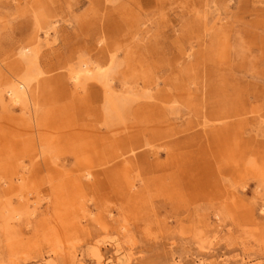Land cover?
<instances>
[{
    "label": "rangeland",
    "instance_id": "rangeland-1",
    "mask_svg": "<svg viewBox=\"0 0 264 264\" xmlns=\"http://www.w3.org/2000/svg\"><path fill=\"white\" fill-rule=\"evenodd\" d=\"M205 1L0 0V87L26 66L24 46L35 55L36 73L33 106L0 104V184L28 172L32 208L13 235L4 218L18 200L0 191V264H264V166L257 152L264 135L255 112L264 107V28L256 26L262 18L250 11L253 0ZM102 24L122 67L140 85L148 81L147 93L181 92L175 113L166 103L162 117L132 111L126 126L107 127L88 96L75 99L61 75L78 54H96ZM219 104L226 111L221 121L235 128L218 150L204 130L215 126ZM126 132L148 139L151 146L137 152L152 145L159 151L150 177L158 183L141 187L134 169L128 181L135 186L127 190L119 169L101 171L125 156L116 147ZM39 137L46 142L42 155ZM248 137L252 152L244 147ZM210 148L219 157L209 181L192 186L184 164L209 161ZM85 169L98 174L83 178ZM74 177L85 183L82 191ZM70 212L79 219L76 229L67 222Z\"/></svg>",
    "mask_w": 264,
    "mask_h": 264
},
{
    "label": "bare ground",
    "instance_id": "bare-ground-1",
    "mask_svg": "<svg viewBox=\"0 0 264 264\" xmlns=\"http://www.w3.org/2000/svg\"><path fill=\"white\" fill-rule=\"evenodd\" d=\"M110 2H113V0H108ZM217 1V0H215ZM207 0L205 1V3ZM253 5L251 8V12L255 14V17L259 16L262 19L259 21H256V26L260 28H264V2L263 0H253ZM255 4H262L261 6H255ZM245 8V7H244ZM243 9V7H241ZM244 10V9H243ZM219 19V18H218ZM55 25V24H53ZM54 26L51 28L53 29ZM104 27L99 26L98 35L96 37V54L93 56H85L82 54H78V57L75 62H71L65 69L66 72L61 76L65 79L64 84H69L72 86L75 99L81 101L82 98L88 96L90 98V110L92 111V114L96 113V117H98L99 120H101L107 127H111L114 124L121 123L122 125H127V122L129 120V115L132 114L133 116H137L138 114L147 115L153 118L156 117H162L165 115L166 111H164V105L166 103H171V105L168 107L170 109V113H175V105L176 104L178 96H181V92H175L173 95L167 92V90L158 91L151 94L146 92L145 89H149L147 82L148 81H142V84H139L138 78L134 74L131 73V71H127V67H122L124 65L123 60L119 58L117 55V49L112 46V44L108 41L106 34H104ZM48 35V30L44 31L43 37H46ZM19 55L22 59L26 61V66L23 70H19L17 72V75L15 73L12 75L14 78L10 81L8 80L2 87H0V104L1 105H7V104H20V103H32V93H31V87H32V81L36 78L35 71L32 63L35 57L33 51L29 49V47L24 46L20 49ZM264 56V55H263ZM31 60V61H30ZM42 81V80H41ZM44 85H48L50 82L49 80L43 81ZM77 91V92H76ZM78 91H80L78 93ZM83 93L81 94V92ZM189 93V91H185ZM191 94V93H189ZM85 95V96H84ZM73 97V95H72ZM79 98V99H78ZM141 98H152L154 101L152 103H140L139 100ZM74 99V97H73ZM72 99V101H73ZM74 99V100H75ZM88 99V98H87ZM83 101V100H82ZM81 101V102H82ZM158 101V103H156ZM85 103V102H84ZM33 106V104H31ZM73 105H75L73 103ZM78 106L81 107V104L79 103ZM218 109L216 110V124L213 126L212 124H209V128L204 130V132L208 133L205 135L208 140L211 142L219 143L218 150L221 148L220 143H225L227 141L228 136H230V133H232V130H234L235 127H232V124L226 123V121H221L224 119V111L223 105H218ZM34 108V107H33ZM93 108V109H92ZM263 105L260 104V108L258 107V110H255L257 112V118H256V129L258 132H261V136L264 135V111ZM77 110H79L77 108ZM227 117V116H226ZM221 118V119H220ZM215 121V120H214ZM236 126V124H235ZM238 127V124H237ZM228 132V134H227ZM127 133V132H126ZM215 133V137L211 138L213 134ZM54 132L51 134L52 139L51 143L53 145L55 144L56 139H54L53 136ZM45 136V134H43ZM255 136V134H254ZM254 136H251L254 138ZM41 137V136H40ZM39 137V139H40ZM121 138V139H120ZM119 142L117 144L116 150L122 149L123 154L125 156L122 160L117 161V163H114L111 167L105 168L101 170L102 172L106 171H115L116 169H119L118 171H121L123 174L126 175V180L124 181V188L129 190V188H133L135 184L133 182H129L130 180L129 174L131 171H138L136 172V176L141 175V187L145 186L144 188L149 187L151 184L158 183L157 180H155L151 175H155V168L157 166H160V163L157 162L158 159V153L159 151L156 149V147H153L145 152H137L136 150L145 147V146H151L150 144H147V138H138L137 134H134L133 132H128L126 136L120 137ZM37 139V138H36ZM191 139V137H190ZM215 139V140H212ZM144 140V141H143ZM39 141V140H38ZM122 141V142H121ZM190 141H193L192 139ZM205 141V140H204ZM208 141V143H211ZM244 144L247 143V146H244L247 151L246 152H252V149L249 147L251 138L248 137L247 139H243ZM254 139H252V142ZM45 143L41 139L39 141V153L42 155V151L45 150ZM209 144V147H211ZM189 146H191V142L189 143ZM261 148L257 149V152H259V158L262 160H259V164L264 166V142L259 144ZM52 147V145H51ZM244 148V149H245ZM201 149V147H200ZM200 149L198 152H200ZM211 149V151H209ZM207 152L208 155L211 157V159L208 161H205L204 163L199 159V164L195 165L191 162H187L184 164V166H187L188 174H190L189 177V183L192 184V186L197 185L198 187L207 184V181H209V176L211 175L212 171V164L216 163L218 159L219 152L218 150H213V148H210ZM245 149V150H246ZM256 151V150H255ZM104 152V150H103ZM206 152V153H207ZM122 155V154H121ZM151 157V159H150ZM209 157V158H210ZM263 162V163H262ZM190 165V166H189ZM207 166V168H206ZM162 172L165 170L163 166H161ZM198 169V170H196ZM210 170V171H209ZM264 170V169H263ZM196 171V173H195ZM17 171H15L16 173ZM94 172L91 169H85V172L81 174L83 178L90 179L95 177ZM203 173V175H202ZM207 174V176L204 175ZM25 174L30 177L28 172H22L17 175L15 180H10V182L6 183V186L0 184V191L6 190V192H11V194L15 195L16 199L18 200V204L16 207H13L10 205V208L7 209L8 215L6 218H4L5 224L4 228L11 229L10 231L14 235V232H16V226L22 222V219L25 216H31L32 215V208L30 207V199L28 197V194L31 192H28L29 186L31 184H28V179L25 178ZM199 175L198 177H196ZM75 179L77 177H74ZM73 178V180H75ZM198 180H197V179ZM31 182V180H30ZM29 185V186H28ZM33 185V184H32ZM84 185L82 183L81 177H78L76 179V185L74 187L76 188V191H82L84 189ZM92 185V183H91ZM16 191L17 194L15 193ZM78 193V192H77ZM135 194V193H134ZM22 201V202H21ZM83 212L85 211L82 209ZM71 212L69 213V216L71 217ZM67 216V215H66ZM73 216V215H72ZM84 214L82 213V217ZM67 218V217H66ZM76 217H71L70 220H67L69 223V226L73 227V229H76L79 225V219ZM75 220V221H74ZM62 221V227L64 225V220ZM23 223V222H22ZM24 224H29V221H24ZM16 230V231H14ZM46 238V237H44ZM44 241V240H41ZM119 248H117L115 251H118Z\"/></svg>",
    "mask_w": 264,
    "mask_h": 264
}]
</instances>
